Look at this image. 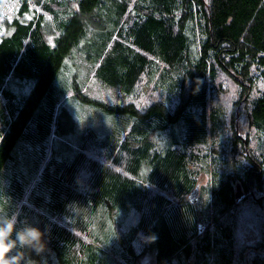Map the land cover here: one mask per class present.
<instances>
[{"label":"trees","instance_id":"1","mask_svg":"<svg viewBox=\"0 0 264 264\" xmlns=\"http://www.w3.org/2000/svg\"><path fill=\"white\" fill-rule=\"evenodd\" d=\"M76 56L126 95L155 76L160 96L144 109L89 97L65 80ZM223 76L248 103L243 126L218 98ZM258 80L264 0H21L0 36V213L44 233L45 250L26 256L136 264L150 250L155 264H264V159L249 148L252 130L264 136ZM20 81L26 94L13 91ZM70 95L101 107L107 131L67 132ZM201 146L218 164L194 202ZM257 202L247 221L244 204ZM140 234L155 239L136 251Z\"/></svg>","mask_w":264,"mask_h":264},{"label":"rangeland","instance_id":"2","mask_svg":"<svg viewBox=\"0 0 264 264\" xmlns=\"http://www.w3.org/2000/svg\"><path fill=\"white\" fill-rule=\"evenodd\" d=\"M21 0H0V36L5 32L7 28V24L12 19L14 14L19 9V5ZM72 62H69L71 66H67L64 70L65 80L68 78L74 82L78 83L81 86L82 92L92 98L100 99L110 103L117 102H129L133 101L137 107L140 109H144L147 107L152 98H156L158 95L154 92L150 87L155 85V76H150L147 78V74L141 77L139 82L136 84L133 93L130 95H126L119 91L116 86L104 84L93 76V68L91 65L85 64V62L76 56ZM158 63V67H161L162 63L156 61ZM75 68L74 77L71 75V68ZM158 80V79H157ZM218 83L221 85L222 91H220L219 99L225 104L228 108V113H231L234 109L236 112H240L239 121L242 124L241 126L246 124V107L247 102L242 100H238L241 95V89L239 84L233 82L230 78L225 76L221 77L218 80ZM29 87V83L25 81H20L17 84L13 83L12 88L17 94H26L27 89ZM158 86L155 88L157 89ZM264 89V81L258 80L257 85L252 87L250 91V95H257ZM164 91L161 94V98H164ZM21 97V96H20ZM241 98V97H240ZM237 101V102H235ZM63 105L68 108L72 118V122L69 120L66 123L67 132L69 129L72 130H85L88 127L94 126L98 132L103 133L107 131V129L111 126V122L106 118L104 112L101 107L95 106L92 104H85L80 102L74 96L70 95L63 100ZM70 125V126H69ZM74 128V129H73ZM65 139H77L76 135L65 134ZM209 146V145H208ZM250 151L254 155H259L264 159V136L255 132L254 130L250 133V141H249ZM208 151V154L206 153ZM94 153H97L96 151ZM214 150L206 148V146H201V149L196 151L197 164L195 168L197 169V186L190 194V199L194 202H197L198 198H207V188L211 187V178L212 173L214 172L213 167L217 166L218 162L215 164L214 161ZM221 168V167H220ZM260 197H256L255 200H259ZM251 202V201H249ZM247 202V203H249ZM244 204V213H247L246 220H249V215L252 213L253 209L257 206V203L251 205L252 209H249V205ZM138 217L137 211H130L129 216L120 217L123 221V227L127 228L130 225H133ZM203 225L204 221L202 222ZM122 227V228H123ZM146 236L140 234L136 239L135 248L136 251H139L140 248L144 245ZM136 264H155L153 254L151 251H142L140 256L137 259Z\"/></svg>","mask_w":264,"mask_h":264},{"label":"clouds","instance_id":"3","mask_svg":"<svg viewBox=\"0 0 264 264\" xmlns=\"http://www.w3.org/2000/svg\"><path fill=\"white\" fill-rule=\"evenodd\" d=\"M154 239L149 236L145 241ZM45 247L44 233L38 227L19 221L16 214L0 213V264H36L25 249L40 254Z\"/></svg>","mask_w":264,"mask_h":264},{"label":"water","instance_id":"4","mask_svg":"<svg viewBox=\"0 0 264 264\" xmlns=\"http://www.w3.org/2000/svg\"><path fill=\"white\" fill-rule=\"evenodd\" d=\"M200 225V224H199Z\"/></svg>","mask_w":264,"mask_h":264}]
</instances>
